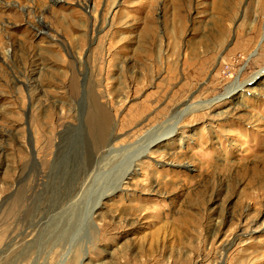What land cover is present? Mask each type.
<instances>
[{
  "label": "rangeland",
  "instance_id": "rangeland-1",
  "mask_svg": "<svg viewBox=\"0 0 264 264\" xmlns=\"http://www.w3.org/2000/svg\"><path fill=\"white\" fill-rule=\"evenodd\" d=\"M0 264H264V0H0Z\"/></svg>",
  "mask_w": 264,
  "mask_h": 264
},
{
  "label": "bare ground",
  "instance_id": "bare-ground-1",
  "mask_svg": "<svg viewBox=\"0 0 264 264\" xmlns=\"http://www.w3.org/2000/svg\"><path fill=\"white\" fill-rule=\"evenodd\" d=\"M236 87H241V90L244 88L248 89V90H250L252 87L254 88L253 84H251V86H249V85L243 86V84H239ZM236 87H234L232 90L236 89ZM100 111L101 110L98 108L97 113L92 114L90 119L88 120L90 128H91L90 129V132H91L90 139L88 141V143H90V146H91L90 147L91 159L89 161V164H87L88 165V169H86L87 171L84 172V174L82 175L81 178L83 181L89 177H91V179L89 180V183L86 186L85 190H83L82 197H81L80 201L77 203L76 206H75V204L73 205L74 207H76L75 209L77 211H79V210L81 211V214H80L81 217H79V218H82L86 215L88 216L89 214H91L93 217L98 216L99 215L98 210H100L99 209L100 207L99 208H95V207L97 205H99L102 200H104L108 196H110L115 189H118V188L123 189V188L127 187L128 184H130L132 179L137 174L138 167L141 165V161L138 159L137 156L140 153L148 150V148L151 144H153L154 142H157L158 139L162 135L166 134V132L168 131V130L166 131L165 129H163V130L161 129L158 132H155V133L153 132L152 136L148 138L147 143L143 147L135 149L132 152H130L129 147H126V146L122 147L120 149H115V150L108 149V151L104 152V151H102V147H109L110 148L111 144L113 145L115 143L114 141L117 139V137L115 135H111V136L107 137V135H106L107 120L105 118H103V115L99 114ZM176 114H178V113H176ZM168 129H169V132H172V129H170V128H168ZM157 145H158V143L154 144V146H152V148L157 146ZM113 151L117 153L120 160L113 161L107 167L106 166L107 163L104 164L102 162L105 161V159L108 157V155L110 153H112ZM124 154H125V156H124ZM171 154H174V153L173 152H166L164 154V156L165 155L171 156ZM123 162L125 164H123ZM101 164H103V165H101ZM93 166H94V168H93ZM92 168H93V170H92ZM90 170H92V172ZM88 171H90V172H88ZM78 194H79V192H78ZM73 196L74 195H72L70 197V199ZM81 204H82V206H81ZM74 207H72V209H74ZM92 210H94V211L92 212ZM71 214H73V213H71ZM71 223H73V222H71ZM72 228L73 227H70L69 231H71ZM73 230L76 231L77 226ZM213 234L215 235L216 232L214 231Z\"/></svg>",
  "mask_w": 264,
  "mask_h": 264
}]
</instances>
